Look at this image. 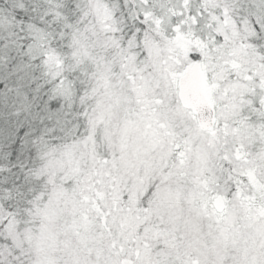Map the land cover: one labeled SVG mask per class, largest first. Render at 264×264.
Wrapping results in <instances>:
<instances>
[{
	"label": "snow or ice",
	"instance_id": "obj_1",
	"mask_svg": "<svg viewBox=\"0 0 264 264\" xmlns=\"http://www.w3.org/2000/svg\"><path fill=\"white\" fill-rule=\"evenodd\" d=\"M0 264H264V0H0Z\"/></svg>",
	"mask_w": 264,
	"mask_h": 264
}]
</instances>
